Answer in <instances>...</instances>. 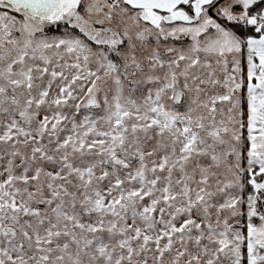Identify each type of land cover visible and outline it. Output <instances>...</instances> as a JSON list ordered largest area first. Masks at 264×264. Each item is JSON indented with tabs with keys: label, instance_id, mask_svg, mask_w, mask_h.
Segmentation results:
<instances>
[{
	"label": "snow or ice",
	"instance_id": "1",
	"mask_svg": "<svg viewBox=\"0 0 264 264\" xmlns=\"http://www.w3.org/2000/svg\"><path fill=\"white\" fill-rule=\"evenodd\" d=\"M0 264H264V0H0Z\"/></svg>",
	"mask_w": 264,
	"mask_h": 264
}]
</instances>
